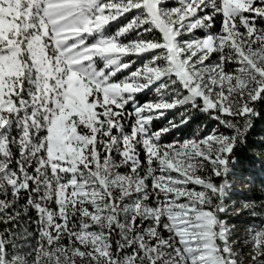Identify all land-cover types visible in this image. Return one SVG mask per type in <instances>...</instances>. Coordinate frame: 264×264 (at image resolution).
Segmentation results:
<instances>
[{"label": "snow or ice", "instance_id": "1", "mask_svg": "<svg viewBox=\"0 0 264 264\" xmlns=\"http://www.w3.org/2000/svg\"><path fill=\"white\" fill-rule=\"evenodd\" d=\"M261 118L264 0H0V264H264Z\"/></svg>", "mask_w": 264, "mask_h": 264}, {"label": "trees", "instance_id": "2", "mask_svg": "<svg viewBox=\"0 0 264 264\" xmlns=\"http://www.w3.org/2000/svg\"><path fill=\"white\" fill-rule=\"evenodd\" d=\"M216 127V123L204 115H199L189 128L184 129L180 134L181 138L202 135L212 128ZM264 118L258 119L255 122V127L248 137V148L237 153L240 157L239 170L245 177L251 178V184L246 180L249 187L248 200L254 201L257 206V211H264L260 209L259 205L264 204ZM255 153V154H254ZM251 223H259V219L251 218Z\"/></svg>", "mask_w": 264, "mask_h": 264}, {"label": "rangeland", "instance_id": "3", "mask_svg": "<svg viewBox=\"0 0 264 264\" xmlns=\"http://www.w3.org/2000/svg\"><path fill=\"white\" fill-rule=\"evenodd\" d=\"M174 2V0H173ZM7 11V10H5ZM264 141V139H263ZM264 161V160H261ZM238 173H241L239 168L237 169ZM235 188L238 190L236 194L233 196V199L236 201V211H241L243 207V200L247 199L249 197V187L246 183L245 176L241 173L240 178H238L235 182ZM242 191H239L241 190ZM252 217L248 214L245 213L244 215L240 217H230L231 222L235 225V239L237 240H243L245 238V235L247 234L249 230V225L251 223ZM241 248H244V245H240ZM245 256L243 257L244 259V264H252V260L250 258L251 255V250L250 249H245Z\"/></svg>", "mask_w": 264, "mask_h": 264}]
</instances>
